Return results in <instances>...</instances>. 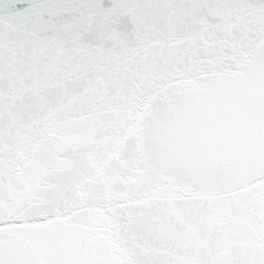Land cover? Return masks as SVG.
Here are the masks:
<instances>
[{"label": "snow or ice", "instance_id": "6c2138e0", "mask_svg": "<svg viewBox=\"0 0 264 264\" xmlns=\"http://www.w3.org/2000/svg\"><path fill=\"white\" fill-rule=\"evenodd\" d=\"M0 264H264V0H0Z\"/></svg>", "mask_w": 264, "mask_h": 264}]
</instances>
